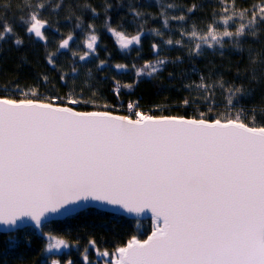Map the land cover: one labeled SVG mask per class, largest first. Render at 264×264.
I'll return each mask as SVG.
<instances>
[{
	"label": "snow or ice",
	"instance_id": "obj_1",
	"mask_svg": "<svg viewBox=\"0 0 264 264\" xmlns=\"http://www.w3.org/2000/svg\"><path fill=\"white\" fill-rule=\"evenodd\" d=\"M13 7L22 14L10 19L7 10ZM203 7L129 0L116 5L127 9V23L135 29L129 32L124 16L113 24L108 0L99 7L89 0H0V46L25 43L16 31L19 23L30 43H45V61L55 71L38 73L32 84L2 86L0 225L8 230L10 247L13 232L30 224L47 239L43 252L69 248L65 236L44 228L53 218L97 204L136 217L138 228L140 217L150 216L151 227L145 238L131 235L111 250L89 237L83 264H264V0L250 7L219 0L211 19L198 23L192 16ZM100 10L104 20L98 27ZM61 19L71 23L67 33L59 32ZM155 20L160 26L149 27ZM49 28L62 36L54 50L47 49ZM105 29L122 52L142 50L143 37L151 33L155 59L112 65L99 58ZM170 46L190 60L208 50L222 57L225 50H237L247 60L236 64L232 80L212 66L181 71V89L189 95L172 103L182 113L166 114L167 100L147 110L139 98L125 104L121 92L133 90L142 76L159 79L169 64L184 63V56L161 54ZM64 50L75 58L67 68L59 59ZM113 67H131L134 80L110 76ZM191 75L196 79L185 80ZM168 78L177 74L169 72ZM57 79L66 88L62 93L47 87ZM109 81L117 103L105 94ZM257 91L258 104L245 103ZM90 248L96 261L89 259Z\"/></svg>",
	"mask_w": 264,
	"mask_h": 264
},
{
	"label": "trees",
	"instance_id": "obj_2",
	"mask_svg": "<svg viewBox=\"0 0 264 264\" xmlns=\"http://www.w3.org/2000/svg\"><path fill=\"white\" fill-rule=\"evenodd\" d=\"M6 2V0H5ZM83 2V0H82ZM90 3L99 7L102 0H89ZM112 3L114 10L110 13L113 18V24L119 19L120 16L125 17V27L129 32H134L135 29L132 25L127 23L130 16L127 15L126 8L116 9V5H127L129 0H108ZM179 3L184 4H203V9L196 11L192 19L198 23L206 22L211 19V14L214 8L219 7V0H178ZM238 4L244 7H250L252 4H257L260 0H237ZM13 3H18V0H13ZM150 11H156L154 5ZM96 21L99 27L104 20L103 11ZM3 11H0V15ZM22 13L13 7L7 10V16L12 19L13 17H19ZM91 14H87L85 19L90 20ZM52 19H55L53 17ZM15 22V21H14ZM160 20L150 21L149 27H159ZM203 26V24H201ZM175 27V24H173ZM60 33H67L71 28V23L66 22L63 19L60 20L58 25ZM16 31L24 38L25 43L22 46H15L11 40L5 42L0 46V94L3 92L2 86L5 84L19 83L21 86L25 84H32L36 82L38 73H51L55 75L54 69L49 66L45 61V43L35 39L33 42H29V36L24 34V29L16 23ZM49 36V42L47 44L48 50L55 49L54 41H58L62 36L54 31L52 28L47 30ZM77 38H82L80 31L76 30ZM102 43L99 49V58L109 59L110 64L115 63H127L131 65L135 63L142 65L145 60L155 59V54L150 50V43L152 42V34L146 33L142 39V50L140 46H133L131 52H122L118 49L117 44L114 42L115 37L108 33L105 29L102 33ZM178 38V37H177ZM157 42H159L157 40ZM73 49L77 48L76 41L71 43ZM171 47V46H170ZM83 50V48L79 49ZM141 50V58L136 57V51ZM111 53V56H108ZM162 54V53H161ZM163 54L175 58L176 56H184V63L178 66L168 65L159 79H152L146 76H142L138 86L133 90H124L121 92V99L125 102L130 100H136L139 98V102L142 108L147 110L155 102L168 101L169 113L176 114L182 113L183 108H178L173 105L172 102L181 98L182 96L189 95L186 91L181 89V79L179 73L185 71L187 73L192 72L193 66L199 68L202 71H207L209 66L215 67L218 74L224 76L225 79H235V66L238 62H244L247 60V53H240L237 50H225L224 56L218 54L203 55L194 60H190L186 53L181 51L178 47H171L170 51H166ZM60 61L64 63L65 68L75 58L71 57V53L64 50V54L59 57ZM175 72L177 78L169 79L168 73ZM103 75V73H101ZM110 76H115L122 83L132 82L134 80V70L129 67L127 70H117L114 67L109 73ZM185 77V80L196 78ZM70 82V81H69ZM53 85L55 86L53 88ZM49 90L60 91L61 93L66 90L64 85L58 81H53V84L47 86ZM111 87V82L104 84V91L108 98L117 103L116 98L111 95L108 89ZM41 91H44L42 86ZM259 102V91H257L251 100H246L245 103H257ZM189 114L191 110L189 109ZM151 218H140V226L137 227L136 219L129 218L128 216L113 213L110 211L101 210L98 208L90 207L81 210L73 216H68L64 219L51 220L50 226L45 227L44 231H53L54 234L65 236L70 242L71 247L66 248L63 256L59 257L62 264H65L68 260L73 261V264H83L82 252L84 247L88 244L89 237H94L97 244L101 249L108 248L111 250L117 244L125 242L131 235H140L141 238H145L144 234L150 231ZM23 231L13 232L15 236L14 246H9L8 237L6 232H0V264H50L52 259L56 258L54 254H48L43 252L46 246L47 239L44 237L39 229H35L33 226L23 227ZM27 237V238H26ZM77 241L79 244L77 245ZM43 253V254H42ZM89 259L96 261L98 257L93 249H89Z\"/></svg>",
	"mask_w": 264,
	"mask_h": 264
},
{
	"label": "water",
	"instance_id": "obj_3",
	"mask_svg": "<svg viewBox=\"0 0 264 264\" xmlns=\"http://www.w3.org/2000/svg\"><path fill=\"white\" fill-rule=\"evenodd\" d=\"M96 207V208H99V209H101V210H106V211H110V212H113L114 214L115 213H120V214H123V215H125V216H128V217H134V216H132V215H129V214H127V213H125V212H117V211H113V210H111V209H109V208H106V207H101V206H99V205H97V204H89V205H87L86 207H84V208H82V209H78L76 212H79V211H81V210H84V209H86V208H89V207ZM76 212H74V213H76ZM74 213H72V214H74ZM69 215H71V214H69ZM68 215H65V216H62V217H57V218H53V220H56V219H64V218H66ZM140 218H150V216H148V217H140ZM25 226H33V225H30V224H26V225H24L23 227H25ZM34 227V226H33ZM35 228V227H34ZM8 230L7 229H4L3 228V226L2 225H0V232H7Z\"/></svg>",
	"mask_w": 264,
	"mask_h": 264
},
{
	"label": "rangeland",
	"instance_id": "obj_4",
	"mask_svg": "<svg viewBox=\"0 0 264 264\" xmlns=\"http://www.w3.org/2000/svg\"><path fill=\"white\" fill-rule=\"evenodd\" d=\"M211 54H218V55H220V52L219 51H212V50H208V51H206L205 52V54L204 55H211ZM162 55H165V54H163L162 53ZM91 66V65H90ZM190 77H194V76H190ZM193 80L194 79H196V78H192ZM65 249L66 248H63V249H61L60 251H53V252H51V253H48V254H54V255H56V258L55 259H59V257H62L63 256V253H64V251H65ZM66 264V263H65Z\"/></svg>",
	"mask_w": 264,
	"mask_h": 264
},
{
	"label": "bare ground",
	"instance_id": "obj_5",
	"mask_svg": "<svg viewBox=\"0 0 264 264\" xmlns=\"http://www.w3.org/2000/svg\"><path fill=\"white\" fill-rule=\"evenodd\" d=\"M90 208V207H89ZM96 208V207H95ZM87 209V208H86ZM99 209V208H98ZM106 211V210H105ZM77 213V212H76ZM75 214V213H74ZM117 214H120V213H117ZM72 216H73V214H71ZM71 215H68V216H71ZM123 215V214H122ZM67 216V217H68ZM129 218H135L136 219V217H129Z\"/></svg>",
	"mask_w": 264,
	"mask_h": 264
}]
</instances>
